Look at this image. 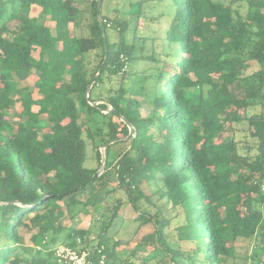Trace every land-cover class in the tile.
Returning <instances> with one entry per match:
<instances>
[{"label": "trees", "instance_id": "trees-1", "mask_svg": "<svg viewBox=\"0 0 264 264\" xmlns=\"http://www.w3.org/2000/svg\"><path fill=\"white\" fill-rule=\"evenodd\" d=\"M152 1L162 7L152 18L165 23L163 32L152 37L150 55L135 56L137 23ZM98 2L0 0V264H53L60 243L95 254L103 246L113 264L123 242L107 233L124 204L153 225L156 243L173 264H264V0H130L133 27L123 9L115 5L108 15L103 2L109 58L89 102L88 86L106 53ZM34 6L41 8L38 15ZM130 30L134 37L127 42ZM134 58L150 65L146 116L125 87V68ZM27 80L41 98L22 85ZM18 103L14 126L8 117ZM93 111L106 119H94ZM119 114L133 125V135ZM84 116L95 124L89 134L99 162V148L106 146V170L98 177L99 166L85 164ZM243 122L252 145L235 138V125ZM152 182L160 187L152 189ZM118 190L125 197L117 198L96 246L89 229L73 228L60 239L65 210L88 212ZM158 193L175 215L153 202ZM20 228H38L45 240L38 235L35 246H25ZM186 233L193 248L182 247Z\"/></svg>", "mask_w": 264, "mask_h": 264}, {"label": "rangeland", "instance_id": "rangeland-1", "mask_svg": "<svg viewBox=\"0 0 264 264\" xmlns=\"http://www.w3.org/2000/svg\"><path fill=\"white\" fill-rule=\"evenodd\" d=\"M129 3L130 0H105L104 11L108 12V15L112 16L113 13H111L110 10L112 11V8L117 5V7L123 9L124 18L131 20V27H133L137 22L135 21L134 16H132V14L128 12ZM151 5L155 6L156 9L150 7ZM161 9L162 7L156 6V3L153 1L151 3L145 4L143 16L137 23V48L134 52L135 56H148L152 53V37H155L158 33H162L163 26L165 25V23H163L162 21H154L152 17L153 15H156L157 11H160ZM40 11V7H33V13L38 15ZM133 37L134 33L132 32V30L128 31L126 34L127 42H131ZM144 39H146L145 42L143 41ZM118 40L119 35L117 33H113L112 41ZM122 58L123 60H126V57L122 56ZM149 68L150 65H148L147 61L144 62L135 58L133 61H130L128 66L125 68L128 74L125 81V87L131 90L130 95H133V97H136L142 102L141 112L143 116L151 113V79L148 77L144 79V71ZM41 70L42 67H39L38 69H34L33 72L34 74H39ZM22 85H27L30 87L35 99H39L42 97L37 88L34 86L33 81H24ZM116 85H118V82L116 83ZM107 87L108 84L105 82V84H103L101 87L102 90H98L97 93L104 94ZM206 91L207 87L205 86L203 92L206 93ZM100 102L101 101H98L96 103L98 104ZM19 106L20 104L18 103L12 110L11 115L8 117V119L14 124V126H17L20 121V117L17 113V109L19 108ZM38 109V106H34V110ZM92 115L94 119L99 121H103L104 118L106 119V116L99 111H93ZM83 121H85L87 127H89V129L85 132V138L87 141V160L85 164L87 166L95 168L99 166L100 168L99 164H101V162H99V159L97 157V144L93 141V138L90 137L89 134V132L95 134V124H93L92 121L88 119V116H84ZM235 127L237 128L236 130H238V132L235 133L236 139L241 138L244 145H252L255 143V139L251 136L250 133L251 128L246 123H239L235 125ZM128 144L129 143L118 145L117 148L123 150L128 146ZM99 149L101 152L102 147ZM255 152L256 150L254 149L252 153ZM105 170L106 168L104 169L103 173L105 172ZM110 180L112 186L117 184L114 180H112V178ZM151 187L152 189L156 190L160 186L156 182H152ZM86 197V195H83L81 198L82 200H86ZM119 197H125L121 190H118L115 195L109 196L104 203L99 204L94 209H91L88 212L78 211L73 216L65 210V212L60 216L58 222L64 228L63 232L60 235V239H64L66 237V234L73 228L89 229L91 230L90 238L94 240L93 245L96 246L98 244V241L104 238V235H101L103 230V223L108 222V220L116 212V207L118 205L117 198ZM152 200L155 204H165V211L167 212L168 216H173L176 214V210H173L171 208V204L165 203L167 201V198H161L159 193L155 194L152 197ZM118 214L119 216L111 221V225L107 233L108 236L112 238V240H119L120 242H123L116 248V258L113 260V264H131L134 263L136 259L140 260L139 264L143 262L144 264H173L169 256L162 250V247L158 243H156L152 235V232L154 230L152 224H144L140 220H137L134 210L128 207V205L126 204L121 207ZM178 225V223H174L171 226V231H174V233L177 232ZM20 233L24 239V245L30 247L35 246L36 244V242L34 241V237L40 235L38 228H34L32 230L20 228ZM51 236L49 235V240H51ZM186 236L187 233L183 235L184 238L181 241L182 247L184 249L193 248L194 243L191 240L187 239L188 237ZM38 240L40 243H43L45 239L40 235ZM167 240L169 242H172L174 239L170 235L167 237ZM48 250H50V248ZM262 259L264 260V255ZM136 262L135 264H137ZM238 264H243V261H238Z\"/></svg>", "mask_w": 264, "mask_h": 264}, {"label": "built area", "instance_id": "built-area-1", "mask_svg": "<svg viewBox=\"0 0 264 264\" xmlns=\"http://www.w3.org/2000/svg\"><path fill=\"white\" fill-rule=\"evenodd\" d=\"M262 188L264 190V183ZM78 243H81L80 239H78ZM37 248L41 249L40 246ZM96 249L95 254V250L90 248H75L60 243L53 248V264H108L107 255L102 252L103 246Z\"/></svg>", "mask_w": 264, "mask_h": 264}, {"label": "water", "instance_id": "water-1", "mask_svg": "<svg viewBox=\"0 0 264 264\" xmlns=\"http://www.w3.org/2000/svg\"><path fill=\"white\" fill-rule=\"evenodd\" d=\"M103 2H104V0H99V2H98V19H99L102 27H103V24H104L103 19H102ZM103 32H104V37H105V46H106L105 47V50H106V53H105V58L103 60L102 65L100 66L98 72L96 73L95 77L93 78V80L91 81V83L88 86V90H87V93H86V97H87V100L89 102H91V99H90L91 89H92L94 83L96 82L97 78L100 76L101 72L103 71L104 66L106 65V63L108 61V58H109V46H108V41H107V38H106L107 36H106V32H105V28L104 27H103ZM110 111L111 112H116V110L114 108H109V109L106 110V112H110ZM119 117H120L121 120H123L128 125L129 130H130L129 136L133 135V133H134V127L130 123V121L128 119H126L122 114H119ZM129 136L126 137L125 139H128ZM116 141H118V139H113V140H111L108 143V145H110L112 143H115ZM105 148H106V146H102V150H101V156H102V158H101V164H100V168L95 173V177L100 176L103 173V171H104V169L106 167L107 158H106Z\"/></svg>", "mask_w": 264, "mask_h": 264}]
</instances>
